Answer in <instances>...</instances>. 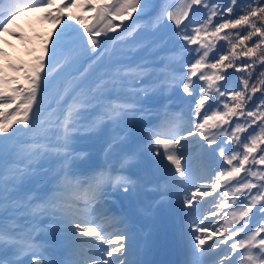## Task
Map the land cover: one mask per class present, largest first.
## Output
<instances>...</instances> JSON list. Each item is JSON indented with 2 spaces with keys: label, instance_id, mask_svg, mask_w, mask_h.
<instances>
[{
  "label": "snow or ice",
  "instance_id": "snow-or-ice-1",
  "mask_svg": "<svg viewBox=\"0 0 264 264\" xmlns=\"http://www.w3.org/2000/svg\"><path fill=\"white\" fill-rule=\"evenodd\" d=\"M150 6V0H69L63 7L55 0H0L2 32L17 15L37 7L61 24L30 68L15 69L23 72L22 87L8 89L12 81L0 77V264H148L137 254L146 225L133 227L142 218L152 222L146 247L175 227L184 264H264V170H253L264 166V0H176L161 7L157 30L168 29L172 51L185 55L151 93L144 86L149 65L122 59L107 46L113 39L107 33ZM54 7L56 15L48 11ZM238 28L236 43L231 33L221 35ZM169 87L172 95L165 98ZM164 99L174 103L142 131L143 114L163 107ZM13 105V112L3 110ZM89 112L95 118L85 121ZM85 128L99 143L102 163L72 143ZM21 131L31 142L18 136ZM193 141L208 161H218L213 192L244 172L236 180L240 198L232 201L239 227L225 235L226 227L219 232L223 239L207 245L208 225L191 217L198 194L209 192L181 163ZM52 157L59 167L45 168L41 161ZM173 200L191 210L178 225L171 224Z\"/></svg>",
  "mask_w": 264,
  "mask_h": 264
},
{
  "label": "rangeland",
  "instance_id": "rangeland-1",
  "mask_svg": "<svg viewBox=\"0 0 264 264\" xmlns=\"http://www.w3.org/2000/svg\"><path fill=\"white\" fill-rule=\"evenodd\" d=\"M67 2H69V0H59V3L63 4V6L67 5ZM76 2H79V0H76ZM56 5L58 6L57 2ZM54 9L55 7L52 8L50 11H53ZM70 11L75 12L78 16H80V9H71ZM42 12V9L36 8V10L33 12H28L24 15H17L13 19L12 24L9 26L8 32L0 31V77H6L10 81H12L7 84L11 85L12 88L22 87L23 80L20 81L16 75L8 73V71L4 70L3 67L6 65L11 67L12 64H19L20 62H23L25 63L27 68H30L31 65L35 62V58L41 56L38 51V47L40 43L44 42L46 35H49L47 37V41H50L51 37L54 35V30H57L61 27V24H57L53 21H49L48 19H46V17L42 15ZM66 14L67 13H65V15ZM70 23L74 25V23ZM80 30L82 31V29ZM145 30H137L135 33L131 32L128 37L123 41H121L120 39H115L114 37L117 35H110V37H113L115 41L114 43L116 45L114 48L121 53L122 59L127 60L131 58L134 63L149 65L144 74L145 79L148 82L144 86L152 91V88L157 87L156 89H158L161 83H165V81L162 79L163 74L171 73L173 72L174 68L179 67L178 62L181 59L179 58L178 54L182 53L183 55H185V53L181 51H172L173 46L170 45L166 46V48L168 49L167 52H165V50L163 49L165 46H148L146 43L147 34ZM167 30L168 29L165 28H159V30L156 31L160 34H164L165 32H167ZM24 36H30V38H33V40L27 37L24 39ZM157 52L161 53L162 55H159L156 59H152L151 54ZM154 62H160L162 63V67H167L163 68L162 71L153 73V71H155ZM13 78H15V80H13ZM154 80L158 81V83L155 85L151 83V81ZM156 89H154L153 91H155ZM172 92L173 90L169 88V94L164 97L166 98L168 96H171ZM164 102L170 104L171 101L164 99ZM175 102L178 103V101ZM44 103L46 106L47 101H45ZM11 108H15V106L13 105ZM90 114L92 113L89 112L84 114L85 121L87 119L91 120L95 118L94 115L90 117ZM212 131L214 132L215 129H213ZM18 134L23 135L24 133L21 131ZM87 136L93 138V140L96 139L94 135H90L89 133H87ZM197 139L200 138L197 137ZM74 146L78 149L83 148L84 145L74 144ZM186 156L188 157V160L187 162L182 160V166L189 167L193 175L195 177H198L197 184H200L205 188V190L209 192V195L206 196L204 199L200 200V197L198 198L199 203L194 202L196 204L195 209L204 206L206 203L213 202L214 211L212 212V214L218 217V231L210 229L209 216H205L202 218V220L204 221V224L202 225H208L203 235L208 236L207 234L211 232L217 233V235H214L211 239L206 240L207 245L210 244V240L214 239L216 236H218V238H221L219 232H224L226 227L228 228V232H226L225 235L231 232L232 227H236L237 224L234 223V218L231 216V213L237 212L238 205L230 209L229 216H227L226 210L235 205L230 201L231 199L238 200L240 198V194L235 193L234 189L232 187H229V185L223 181L221 182V185L216 188L215 192L212 191V172L215 170V166L212 172L206 171V168L202 164L205 157L204 152L195 141H193L188 146ZM41 162L43 164L45 163L50 165L46 168L56 169L59 167L55 157L49 158ZM164 163L169 164V162L166 160L164 161ZM171 167L174 168V166ZM247 167L250 166H246V168ZM39 187H43V185H39ZM226 220L232 222L231 226L225 225L224 221ZM214 226H217V223H214ZM228 243L231 242L228 241Z\"/></svg>",
  "mask_w": 264,
  "mask_h": 264
},
{
  "label": "bare ground",
  "instance_id": "bare-ground-1",
  "mask_svg": "<svg viewBox=\"0 0 264 264\" xmlns=\"http://www.w3.org/2000/svg\"><path fill=\"white\" fill-rule=\"evenodd\" d=\"M103 159H104V154H102L101 156ZM179 178V177H178ZM198 186L201 188V190H205V188L203 186H201L200 184H198ZM200 197V200L201 199H204L206 196H200L198 195V198ZM203 197V198H202ZM195 202V201H194ZM214 211V206H213V202H209V203H206L203 207H201L198 211L193 212V215L191 217V219H197V220H200L202 219L203 217L205 216H209L210 217V220H209V223H210V229H213L214 231H218V217L217 216H214L212 214V212ZM214 223H217V226H214ZM201 227H203V225H201ZM198 235L200 233H197ZM211 236V235H210ZM168 237H175L174 234H169ZM152 247H148L147 248V257H148V260L150 262V259L151 257L153 256V254L155 253V250H156V245H157V249H159L160 245L156 243H151ZM159 251V250H158ZM159 260H154L153 263H156L158 262Z\"/></svg>",
  "mask_w": 264,
  "mask_h": 264
},
{
  "label": "trees",
  "instance_id": "trees-1",
  "mask_svg": "<svg viewBox=\"0 0 264 264\" xmlns=\"http://www.w3.org/2000/svg\"><path fill=\"white\" fill-rule=\"evenodd\" d=\"M154 1L155 0H150V5L151 4H153L154 3ZM158 1H160V6L161 7H164V4H168L170 1H172V0H158ZM153 7L154 6H156V5H152ZM141 14H144V13H141ZM94 15V13L93 12H91V11H83V16H87V17H91V16H93ZM132 17H137V13H133L132 14ZM131 17V18H132ZM130 18V19H131ZM215 19V18H214ZM89 23H92V21H89ZM80 25V24H79ZM80 26H82V25H80ZM237 31H242V29H226V30H224L222 33H221V35H226V34H228V33H231L232 34V43H236V40H235V33L237 32ZM255 39V38H254ZM216 43H217V45H223L224 46V49H225V51L227 52L229 49H230V44H228L226 41H224V40H217L216 41ZM247 46H251V42H248V45ZM237 51L239 52L240 51V49L238 48L237 49ZM240 59H246V58H240ZM239 61H237V63H238ZM229 73H232L233 72V69H228L227 70ZM219 83H223V82H219ZM232 83H235V81L233 80L232 81ZM256 96H259L260 95V93L259 92H257L256 94H255ZM261 147H264V144H261ZM259 149L257 150V153H255L254 155H256L257 157L259 156ZM258 167L260 166V165H257Z\"/></svg>",
  "mask_w": 264,
  "mask_h": 264
}]
</instances>
